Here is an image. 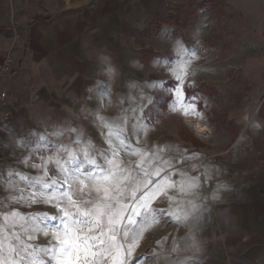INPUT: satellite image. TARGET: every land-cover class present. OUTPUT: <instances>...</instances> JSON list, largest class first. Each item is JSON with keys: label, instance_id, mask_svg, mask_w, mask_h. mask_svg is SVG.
I'll use <instances>...</instances> for the list:
<instances>
[{"label": "crops", "instance_id": "crops-1", "mask_svg": "<svg viewBox=\"0 0 264 264\" xmlns=\"http://www.w3.org/2000/svg\"><path fill=\"white\" fill-rule=\"evenodd\" d=\"M165 6L155 0L137 21L118 0H10L0 23L17 26L0 62L11 56L16 69L0 79V201L36 213L37 200L89 176L93 193L122 195L129 255L264 264V29L257 17L243 65L251 92L226 118L237 133L227 144L180 140L146 124L138 85V33ZM113 137L126 150L116 154ZM25 231L0 236V264H40Z\"/></svg>", "mask_w": 264, "mask_h": 264}, {"label": "rangeland", "instance_id": "rangeland-1", "mask_svg": "<svg viewBox=\"0 0 264 264\" xmlns=\"http://www.w3.org/2000/svg\"><path fill=\"white\" fill-rule=\"evenodd\" d=\"M118 1L120 7H134L138 21L155 0ZM165 1V11L147 19L135 45L141 97L149 99L144 121L180 140L193 136L214 143L218 138L227 144L237 128L226 118L251 92L243 65L255 53L248 35L257 17L264 29V0ZM9 3L0 0L1 16L7 17ZM16 26L0 23V42ZM191 120L207 135L196 134L186 123ZM111 145L116 154L128 147L115 137ZM90 185L89 176L67 180V188L37 200L36 213L19 214L12 200L0 201V236L25 229L36 239L40 264H155L143 249L128 254L122 195L93 193ZM142 225L135 237L141 238Z\"/></svg>", "mask_w": 264, "mask_h": 264}, {"label": "built area", "instance_id": "built-area-1", "mask_svg": "<svg viewBox=\"0 0 264 264\" xmlns=\"http://www.w3.org/2000/svg\"><path fill=\"white\" fill-rule=\"evenodd\" d=\"M16 69V62L10 56H6L3 61L0 62V79L9 77ZM7 99V94L0 91V103Z\"/></svg>", "mask_w": 264, "mask_h": 264}, {"label": "bare ground", "instance_id": "bare-ground-1", "mask_svg": "<svg viewBox=\"0 0 264 264\" xmlns=\"http://www.w3.org/2000/svg\"><path fill=\"white\" fill-rule=\"evenodd\" d=\"M188 126L194 130V132L200 136H206L207 130L203 128L198 122L192 120L187 122Z\"/></svg>", "mask_w": 264, "mask_h": 264}]
</instances>
